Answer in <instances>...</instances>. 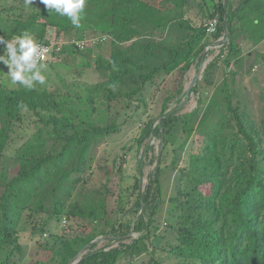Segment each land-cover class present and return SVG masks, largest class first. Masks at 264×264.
I'll return each instance as SVG.
<instances>
[{
  "label": "trees",
  "instance_id": "1",
  "mask_svg": "<svg viewBox=\"0 0 264 264\" xmlns=\"http://www.w3.org/2000/svg\"><path fill=\"white\" fill-rule=\"evenodd\" d=\"M200 1L86 0L77 29L44 4L29 10L24 3L8 6L0 0L5 39L28 31L48 43L53 29L66 43L59 57L67 59L74 54L71 41H84L89 33L102 53L92 61V49L75 51L98 76L93 84L51 89L47 77L45 85L29 90L0 83V264H13L22 255V233L42 238L62 220L74 235L61 236L56 248L39 243L43 256L33 264H132L142 256H148L146 264H264V109L257 116L249 112L237 73L227 71L254 56L245 55L241 39L264 40V0ZM195 2L206 18L200 25L188 17ZM214 18L217 30L208 34L205 24ZM213 43L221 52L192 87L197 107L183 118L166 116L156 128L150 120L142 134L161 138L163 152L169 146L174 152L190 150L183 168L173 161L180 176L168 226L176 245L164 247L158 233L166 203L163 153L145 190L140 178L124 185L121 177L113 211L109 172L95 151L122 130L120 117L159 78L179 82L177 91L168 90L165 110L183 95L186 75ZM262 58L257 55L249 69L263 64ZM47 64L49 71L56 67L55 61ZM32 115L42 126L29 145L16 150L14 166L6 168L14 134ZM43 135L53 142L51 149L38 144ZM133 231L140 233L137 239ZM100 238L108 242L105 247H98Z\"/></svg>",
  "mask_w": 264,
  "mask_h": 264
},
{
  "label": "rangeland",
  "instance_id": "2",
  "mask_svg": "<svg viewBox=\"0 0 264 264\" xmlns=\"http://www.w3.org/2000/svg\"><path fill=\"white\" fill-rule=\"evenodd\" d=\"M22 1V2H19ZM5 0L6 5H12L15 3L22 4L23 0ZM198 3V2H197ZM195 2L192 8L188 11V17L194 25L203 24L206 20L204 18L200 7ZM199 3L201 1L199 0ZM42 5L40 0H35L31 7L28 9L37 8ZM11 26V23L8 25ZM87 40H92L94 36L87 34ZM50 40H54L55 33L53 29H50L48 33ZM224 39V38H221ZM89 42V41H88ZM91 41L89 44L91 45ZM242 48L245 55L252 53L254 56L250 59H245L244 63H241L237 68L232 66L227 71L237 73L235 78L236 83L242 86L240 95L244 104L247 105L249 112L253 116H257L264 109V65L253 66V70H250V66L254 64V61L262 51V48L256 49V51L250 48V44L241 42ZM92 46V45H91ZM89 46L86 50H93L89 55L92 61L102 53L97 47ZM91 50V51H92ZM67 59L58 57L55 60L56 67L52 71L45 72V76L48 77L49 87L51 89L61 88L63 84L71 85L75 84H93L98 81V76L94 72V69H86L84 67L85 57L80 56L76 49L70 47ZM84 51V50H82ZM70 52V53H71ZM100 52V53H99ZM221 52V45L213 43L212 46L207 47L204 51L205 56L201 60H197L196 63L191 67L190 71L185 77L182 83L183 95L174 97L168 104L166 110L165 100L169 96L168 90H173L174 87L179 88V82L170 77L159 78L154 85H149L144 94L139 98V102H135L131 110L127 114H123L120 117L119 122L124 123L122 130L109 137L106 141L99 145L96 149V161L102 166L107 167L109 172V187L115 194L111 195L109 200L110 210L115 209V201L118 193L120 183L123 181L121 177L125 179L124 185H127L128 180L132 181L135 177L140 178L142 182V191L150 184V178L156 173L158 167V155L163 153V160L161 167H164L162 172L161 181L163 186L164 199L166 203L162 206V213L160 215V230L159 234L163 238V245H176V233L172 230L169 225V219L172 213H175V206L177 203L176 195L179 188V176L180 173L173 166L174 159H177L178 164L176 167L183 168L184 161L190 150L186 152L176 151L174 152L173 147H167L163 152V141L159 137H153L148 135L142 138L143 131L147 127V123L150 120H155L153 128L158 127L166 116L172 115L183 118L188 113L193 111L197 107V96L192 92V87L196 81L202 78L205 68L211 63L217 55ZM258 67V68H257ZM242 68V70H240ZM8 68L2 65L0 68V83L6 84L9 87H17L18 84L13 85L10 82V78L7 76ZM221 73L218 74V79L221 81ZM175 82V84H174ZM21 86V85H19ZM43 122H39L33 115L25 119V125L23 128L17 129L18 132L14 134V139L11 142L7 155L4 159V166L13 167L14 159L17 158L16 150L20 147H24L29 141V137L34 134L41 126ZM37 137V136H36ZM36 139V138H35ZM47 136L42 137L38 141L41 146L45 144V149H51L53 142H46ZM141 140V141H140ZM35 140H32L33 142ZM201 141V138H200ZM22 149V148H21ZM41 151V148L38 149ZM119 168H122V172L119 174ZM141 173V174H140ZM46 234V236H45ZM42 238L32 239L30 232H24L21 234V244L23 246V253L17 256L13 264H33L36 260L43 256V249L40 248L39 243L48 244L49 246L56 248L58 240L61 236L74 235L70 226H67V222L62 220L59 223H52L49 231L45 233ZM132 238L137 239L140 236L139 232L133 231L131 233ZM98 247L102 248L107 245L106 240L100 238ZM40 241V242H39ZM126 242L130 243L131 240L127 239ZM114 246H117V242H113ZM148 256H142L132 264H146ZM124 264H129L126 261H122ZM131 264V263H130Z\"/></svg>",
  "mask_w": 264,
  "mask_h": 264
},
{
  "label": "clouds",
  "instance_id": "3",
  "mask_svg": "<svg viewBox=\"0 0 264 264\" xmlns=\"http://www.w3.org/2000/svg\"><path fill=\"white\" fill-rule=\"evenodd\" d=\"M35 0H23L24 6L31 7ZM48 12H55L61 17H67L74 28L82 27L86 0H40ZM0 45H3V55H0V64L8 68L7 76L13 85H21L29 90L35 84L45 85L47 77L43 74L48 69L45 62L48 59L49 49L39 43L36 38L24 31L16 34L11 40L0 36Z\"/></svg>",
  "mask_w": 264,
  "mask_h": 264
},
{
  "label": "built area",
  "instance_id": "4",
  "mask_svg": "<svg viewBox=\"0 0 264 264\" xmlns=\"http://www.w3.org/2000/svg\"><path fill=\"white\" fill-rule=\"evenodd\" d=\"M218 23H219V20L218 18H214V19H211L210 21H208V23L205 24V27L207 28V33L208 34H214L217 30V27H218ZM223 39H221L220 41H222ZM91 41V45L89 44V42ZM98 40L96 38H93L92 40H84V41H71V44H70V47L72 49H78V50H86L89 48V46L93 47V45L96 44ZM66 43H64L63 41L61 40H57V39H54V40H49L48 43H42V45L46 48L49 49V52H48V59L45 61L46 63L47 62H52V61H55L60 55H61V52L63 50V46L65 45ZM46 236V234H45Z\"/></svg>",
  "mask_w": 264,
  "mask_h": 264
},
{
  "label": "crops",
  "instance_id": "5",
  "mask_svg": "<svg viewBox=\"0 0 264 264\" xmlns=\"http://www.w3.org/2000/svg\"><path fill=\"white\" fill-rule=\"evenodd\" d=\"M239 42H244V43H248V44H250V48L252 49V50H250V51H256V49L258 48H262V51H260L259 52V55H261L263 58V64H261V65H264V40H262L261 42H259V43H255L254 41H252L251 39H249V38H246V39H241ZM242 44V43H241ZM242 46V45H241ZM244 49V48H243ZM245 51V50H244ZM251 53V52H250Z\"/></svg>",
  "mask_w": 264,
  "mask_h": 264
}]
</instances>
